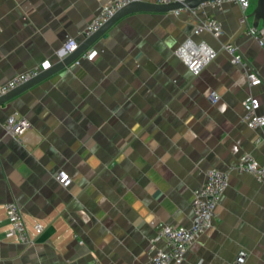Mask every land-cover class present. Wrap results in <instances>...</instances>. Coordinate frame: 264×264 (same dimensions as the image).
<instances>
[{
	"label": "crops",
	"instance_id": "0c3cea01",
	"mask_svg": "<svg viewBox=\"0 0 264 264\" xmlns=\"http://www.w3.org/2000/svg\"><path fill=\"white\" fill-rule=\"evenodd\" d=\"M108 1L0 0V85L59 63L65 40H87L84 30ZM256 4L128 14L88 48L98 50L93 60L79 56L0 106V264H143L165 247L155 241L159 225L191 224L194 192L211 168L229 171V186L182 264H237L240 251L242 264H264V181L236 170L244 153L264 167V127L242 121L251 96L264 115V43L248 33ZM208 17L223 35L195 32ZM187 39L219 51L199 75L176 55ZM248 69L259 85H250ZM13 113L30 122L21 137L4 128ZM60 169L68 187L55 178ZM11 201L32 241L7 236Z\"/></svg>",
	"mask_w": 264,
	"mask_h": 264
},
{
	"label": "built area",
	"instance_id": "2783aa9c",
	"mask_svg": "<svg viewBox=\"0 0 264 264\" xmlns=\"http://www.w3.org/2000/svg\"><path fill=\"white\" fill-rule=\"evenodd\" d=\"M187 0H110L100 8L97 15L91 20L89 25L84 30L85 36L88 38L96 33L105 23L116 15L118 11L129 4L135 2H152L156 4H171L174 2H185ZM224 2H234L239 4L244 10H247L251 5V0H210L202 3H210L212 5H220ZM182 9L175 10L176 13H181ZM209 31L215 37H220L224 34L222 24L215 18L208 17L202 21L195 29L196 33ZM248 33L255 36L261 44L264 43V32H259L257 28H250ZM79 42L73 37H68L64 42V57L70 55L78 49ZM224 49L231 55V61L235 65L243 63V57L239 53L237 46L228 43ZM219 51L211 45L202 42H195L192 39H187L180 45L176 51V55L189 67L195 74L199 75L201 71L212 62ZM98 54V50L90 48L83 52L79 58L93 60ZM79 58L75 61L79 63ZM43 70L40 68L31 69L20 72L10 78L6 83L0 85V98L15 90L17 87L26 82L38 77ZM247 76L251 86H257L262 81L259 75L248 69ZM212 103H217L219 95L216 92L210 94ZM246 110V115L242 121L251 128L264 127V115L258 113L260 107L259 101L251 96L243 102ZM30 127L29 120L15 113L11 114L4 123L6 132L14 137H21ZM236 170L239 173H250L259 181H264V167L259 164L257 159L250 153L241 155ZM205 183L194 192L192 201V221L189 226H175L171 224H161L158 227L156 242H163L165 247H156L151 251L148 261L143 264H182L188 249L195 243L198 237L213 226L217 218V205L229 186V171L219 168H211L205 172ZM56 180L64 187H68L72 178L70 174L60 169L55 175ZM7 218L10 221V228L7 231L8 237H17L18 239L29 242L33 239L29 235L28 224L23 214L21 206L11 201L5 205ZM37 234L43 232L44 227L38 223L35 225ZM247 252L240 251L236 263L242 264L246 261ZM197 264H203L201 262Z\"/></svg>",
	"mask_w": 264,
	"mask_h": 264
},
{
	"label": "water",
	"instance_id": "95a60500",
	"mask_svg": "<svg viewBox=\"0 0 264 264\" xmlns=\"http://www.w3.org/2000/svg\"><path fill=\"white\" fill-rule=\"evenodd\" d=\"M207 1H210V0H187L185 2H174L171 4H156L152 2H135V3L127 5L126 7L118 11L114 17H112L107 23H105L101 27V29H99L96 33H94L87 40H85L78 47L76 51H74L68 56H65L59 63L44 69L38 77L26 82L25 84L19 86L17 89L1 97L0 106L5 104L13 96L23 92L24 90L30 88L31 86L37 84L38 82L48 78L52 74L70 65L83 52H85L89 47H91L115 22H117L123 16H126L134 12H173L175 10H179L185 7L195 9L201 6L202 3L207 2ZM249 17L253 18V23H252L253 28H259L261 23L264 25V0H257V4L254 10L251 12L250 15H248V18ZM247 29H248V24L244 22L238 33L242 34ZM232 42L234 43V40Z\"/></svg>",
	"mask_w": 264,
	"mask_h": 264
}]
</instances>
